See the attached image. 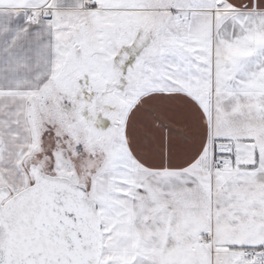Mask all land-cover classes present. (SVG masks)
Instances as JSON below:
<instances>
[{
	"label": "snow or ice",
	"instance_id": "obj_1",
	"mask_svg": "<svg viewBox=\"0 0 264 264\" xmlns=\"http://www.w3.org/2000/svg\"><path fill=\"white\" fill-rule=\"evenodd\" d=\"M0 264H264V0H0Z\"/></svg>",
	"mask_w": 264,
	"mask_h": 264
}]
</instances>
